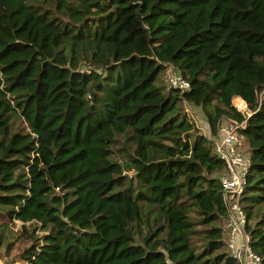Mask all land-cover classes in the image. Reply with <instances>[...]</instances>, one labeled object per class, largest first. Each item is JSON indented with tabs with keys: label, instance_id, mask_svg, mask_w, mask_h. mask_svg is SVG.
I'll return each mask as SVG.
<instances>
[{
	"label": "trees",
	"instance_id": "16d2710c",
	"mask_svg": "<svg viewBox=\"0 0 264 264\" xmlns=\"http://www.w3.org/2000/svg\"><path fill=\"white\" fill-rule=\"evenodd\" d=\"M167 66L188 88L154 82ZM221 117L243 120V228L264 264V0H0L4 253L18 221L25 264H237Z\"/></svg>",
	"mask_w": 264,
	"mask_h": 264
},
{
	"label": "built area",
	"instance_id": "2783aa9c",
	"mask_svg": "<svg viewBox=\"0 0 264 264\" xmlns=\"http://www.w3.org/2000/svg\"><path fill=\"white\" fill-rule=\"evenodd\" d=\"M166 80L168 86L181 90L188 88V81L177 71L167 74ZM230 102L242 114H249L245 102L240 96L232 95ZM185 111L192 114L191 110L185 109ZM242 125L243 120L237 121L229 117H221L217 132L213 137V150L222 159L224 167L218 177L221 200L225 208L222 228L225 237V250L237 264H260L259 257L247 243V234L243 228L245 213L240 203V195L246 183L249 158L242 150L241 138L236 130Z\"/></svg>",
	"mask_w": 264,
	"mask_h": 264
},
{
	"label": "rangeland",
	"instance_id": "374dc122",
	"mask_svg": "<svg viewBox=\"0 0 264 264\" xmlns=\"http://www.w3.org/2000/svg\"><path fill=\"white\" fill-rule=\"evenodd\" d=\"M174 70L170 67L167 66L164 70H162L160 72V75L156 78V80L154 82L156 83H162L165 84V86L167 85V74H171ZM160 76L163 78L161 79ZM182 106H186L183 107L184 110L186 109L191 110L192 114H187L191 117H193V122L196 125V127L198 128L199 131H201L204 134L208 133V129H207V124L204 121L202 114H201V110L197 107H193L192 105H189L186 103V105H184V103H182ZM189 112V113H191ZM14 124H18V119H16V121L14 122ZM118 156V154H117ZM4 219H2V217H0V221H2ZM18 221L15 222H7L8 228L6 230L7 233V241H11V246L10 249L8 251L7 254L4 253V247L1 244L0 245V264H25V262H23L21 259H18V253L19 251L22 249V247H24L25 245L28 244V240L26 237H24L23 235L20 234V228L18 225ZM35 232L40 233L41 230L39 228H36Z\"/></svg>",
	"mask_w": 264,
	"mask_h": 264
}]
</instances>
